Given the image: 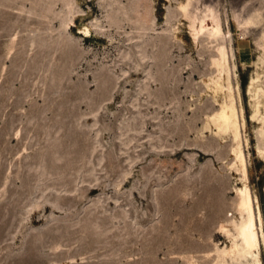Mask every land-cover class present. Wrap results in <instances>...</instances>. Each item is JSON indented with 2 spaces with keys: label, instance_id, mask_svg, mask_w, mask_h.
Listing matches in <instances>:
<instances>
[{
  "label": "rangeland",
  "instance_id": "374dc122",
  "mask_svg": "<svg viewBox=\"0 0 264 264\" xmlns=\"http://www.w3.org/2000/svg\"><path fill=\"white\" fill-rule=\"evenodd\" d=\"M186 2L0 0V264H232L244 186L264 264V0H197L196 42Z\"/></svg>",
  "mask_w": 264,
  "mask_h": 264
},
{
  "label": "bare ground",
  "instance_id": "6f19581e",
  "mask_svg": "<svg viewBox=\"0 0 264 264\" xmlns=\"http://www.w3.org/2000/svg\"><path fill=\"white\" fill-rule=\"evenodd\" d=\"M180 11L186 19L191 23L190 32L192 39L196 42L200 37L207 35L209 39H217L223 36V32L220 26V21L218 14L211 6H206L204 9V20L200 22V27L197 28L196 24L198 21V7L197 0H187L186 4L180 5ZM205 19H208L212 26L204 27L203 24ZM253 25L252 21H245L242 23L241 28L244 32L249 30L248 28ZM220 59L213 60V64L218 68L219 75H221L227 66V58L224 47H219L217 49ZM214 86V93L229 92L227 98H229V104L226 102L220 106V111L213 115L212 121L214 126L219 132L230 133L232 140L235 142V148L232 150V154L235 156L236 160L243 164V153L241 150V128L244 126V121L239 122L236 109L232 102V96L230 93V85L227 80V87H223L217 81H210ZM252 82L251 85H254ZM256 91V102H255V114L253 120L259 121L264 125V118L260 115V102L259 99L264 97V90L259 86L255 87ZM211 119V118H210ZM261 157L264 158V150L258 152ZM239 196L238 212L242 215V221L236 228V235L232 236V244L229 251L223 250L221 252L222 257L229 255L232 264H243V260L247 258L252 259L253 264H259L257 253L260 249L259 235L256 225V215L253 209V202L249 191L246 186L237 191ZM257 218L259 221L260 233L263 236L262 230V219L260 211H258ZM228 234V232H226ZM223 259V258H222Z\"/></svg>",
  "mask_w": 264,
  "mask_h": 264
}]
</instances>
